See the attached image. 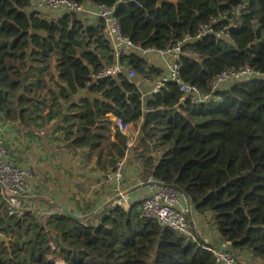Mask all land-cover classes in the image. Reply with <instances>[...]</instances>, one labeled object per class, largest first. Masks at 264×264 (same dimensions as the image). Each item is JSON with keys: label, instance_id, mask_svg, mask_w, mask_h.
<instances>
[{"label": "trees", "instance_id": "16d2710c", "mask_svg": "<svg viewBox=\"0 0 264 264\" xmlns=\"http://www.w3.org/2000/svg\"><path fill=\"white\" fill-rule=\"evenodd\" d=\"M70 1L113 8L124 34L142 49L191 37L181 78L212 99L182 104L179 85L168 82L143 101L138 82H154L163 70L139 53L123 58L138 73L135 82L124 73L96 80L114 63L101 21L49 14L32 0H0V118L36 130L53 124L59 151L76 156L87 149L102 172L124 157L128 136L116 129L111 140L88 127L109 115L143 120L145 140L134 149L141 178L165 182L187 197L192 212L209 215L239 262L264 261V79L212 87L227 70L264 73V0ZM226 29L230 39H218ZM90 210H83L86 218ZM100 217L98 227L70 211L46 223L0 217V233L12 239L9 246L0 239V264H54L47 261L51 243L64 264H216L206 244L145 218L138 202L129 211L108 206Z\"/></svg>", "mask_w": 264, "mask_h": 264}, {"label": "built area", "instance_id": "2783aa9c", "mask_svg": "<svg viewBox=\"0 0 264 264\" xmlns=\"http://www.w3.org/2000/svg\"><path fill=\"white\" fill-rule=\"evenodd\" d=\"M143 8V6L137 2ZM38 9L52 13H76L87 18L95 17L103 24L104 34L109 41L114 57V63L95 76V79L106 77H115L124 73L126 77L135 82L138 79V73L135 69L126 68L123 64V58L131 54L139 53L150 59L158 58L156 64L163 70V74L154 82L147 83L150 86L149 93H145L140 88L143 101L152 94L158 93L168 82H175L179 85L182 99L190 102L192 105H200L209 102L212 99V93H203L198 87L185 82L181 78L179 61L183 54H188L184 50L186 43L191 37H186L183 41L168 47L166 49H142L136 45L133 40L123 32L121 23L114 14V9L107 6H96L92 3L81 6L70 0H38ZM235 22L231 23V26ZM207 27L203 29L200 35L206 34ZM218 39H230L229 29L216 34ZM253 78L264 79V73L257 72L251 67H243L238 70H227L221 73L212 83L214 91L222 90L224 87L234 82L247 81ZM219 101V98L216 99ZM171 107H180V103L172 100ZM101 125L103 119H97L93 126L88 127L93 135L102 133ZM143 120L135 122H126L122 118L115 117L113 127L119 129L124 135L128 136L125 155L118 159L115 169L103 176V183L109 185L111 195L105 200L106 204L114 209L119 207L124 211H129L133 205V195L125 186L126 166L134 149L141 146L143 138L141 129ZM150 143V140H146ZM34 171L31 167L17 166L13 164L6 145L3 129L0 128V194L3 197L6 214L8 217L24 219L27 215L35 218L44 217V212L35 208L31 204L23 205L21 199L33 197L36 195L33 186ZM147 185L151 189V195L140 201L142 214L149 220H154L163 228H170L179 234L192 238L198 231L199 226L192 215V208L187 204V197L180 191L167 185L163 181L156 180L150 176L146 181L139 179L138 185ZM101 222L94 224L98 227ZM88 225V224H85ZM231 242L221 240L215 247H208V250L215 258L216 264H245L238 261L235 252L231 249ZM58 246L51 243V251L47 256V261L54 264H64L58 256ZM264 264V263H257Z\"/></svg>", "mask_w": 264, "mask_h": 264}, {"label": "crops", "instance_id": "0c3cea01", "mask_svg": "<svg viewBox=\"0 0 264 264\" xmlns=\"http://www.w3.org/2000/svg\"><path fill=\"white\" fill-rule=\"evenodd\" d=\"M32 6L37 8L38 0H32ZM88 19L92 24L98 22L95 17ZM147 61L152 65L159 62L156 57L155 59L148 57ZM138 84L142 91L149 93L150 86L147 82L139 81ZM114 118L115 116L111 115L101 118L103 119V125H101L102 133L99 135L115 140L114 133L106 135L103 130L104 127L112 129ZM52 127L53 124L44 130H36L26 128L18 122L6 121L0 118V128L3 129L13 164L23 167L28 166L34 171L32 183L36 195L21 199V203L23 205L31 204L43 211L44 217L37 219L45 223L48 222L51 215H61L66 211H70L80 217L84 224H97L101 222L100 215L108 207L105 200L111 195L109 185L103 183V176L112 170L105 172L96 170L91 164L95 155H89L90 151L87 149L80 150L76 156L59 151L57 142L53 139ZM101 161H103V158ZM138 161L134 150L125 169V186L133 195V204L140 203L142 199L151 195L150 187L145 184L138 185L139 179L143 180ZM96 163L97 160L94 161V164ZM79 184L83 185L81 189L77 186ZM88 206H91V210L89 211V218H86L83 210ZM192 213L200 229L191 239L200 241L208 247L217 246L221 241V236L216 227L210 222L211 217L209 215H199L196 212ZM0 217L10 218L6 214L1 194ZM1 229L0 226V231Z\"/></svg>", "mask_w": 264, "mask_h": 264}, {"label": "water", "instance_id": "95a60500", "mask_svg": "<svg viewBox=\"0 0 264 264\" xmlns=\"http://www.w3.org/2000/svg\"><path fill=\"white\" fill-rule=\"evenodd\" d=\"M157 1V3H158V6H162L163 4H166V3H178V0H156ZM186 101L185 100H183L182 101V104H184ZM176 109L177 110H180V107H176ZM78 186V188H82L83 187V185L82 184H79V185H77ZM187 204H188V206H189V208H191V204H190V202L187 200ZM0 239L3 241V242H5L8 246L10 245V243H11V241H12V239L11 238H9V237H7L6 235H3V234H1L0 233ZM232 249V248H231ZM264 263V261H257V263Z\"/></svg>", "mask_w": 264, "mask_h": 264}, {"label": "rangeland", "instance_id": "374dc122", "mask_svg": "<svg viewBox=\"0 0 264 264\" xmlns=\"http://www.w3.org/2000/svg\"><path fill=\"white\" fill-rule=\"evenodd\" d=\"M111 132H112V134H113V133L115 134V132H116V128L112 127ZM106 135H108V134H106ZM150 143H152V142L150 141ZM210 222H211V220H210Z\"/></svg>", "mask_w": 264, "mask_h": 264}]
</instances>
